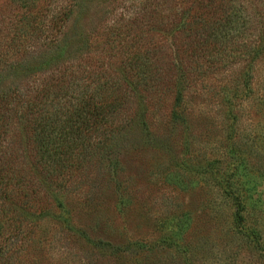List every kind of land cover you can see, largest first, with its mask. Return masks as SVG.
Wrapping results in <instances>:
<instances>
[{
	"label": "rangeland",
	"instance_id": "rangeland-1",
	"mask_svg": "<svg viewBox=\"0 0 264 264\" xmlns=\"http://www.w3.org/2000/svg\"><path fill=\"white\" fill-rule=\"evenodd\" d=\"M150 4L0 0V74L19 65V87L43 85L32 74L36 59L65 39L52 65H65L66 82L93 78L126 93L116 152L82 169L63 207L34 196L29 206L48 207L50 217L20 228L15 207L0 202L12 209L0 264H264V10L242 8L218 27L212 63L190 68L180 83L178 111L172 65L187 55L193 26L176 22L180 11L153 13ZM153 16L159 22L148 25ZM234 195L260 203L235 219Z\"/></svg>",
	"mask_w": 264,
	"mask_h": 264
},
{
	"label": "trees",
	"instance_id": "trees-1",
	"mask_svg": "<svg viewBox=\"0 0 264 264\" xmlns=\"http://www.w3.org/2000/svg\"><path fill=\"white\" fill-rule=\"evenodd\" d=\"M151 1L153 13L160 7H165L166 11L172 9L176 14L180 11L181 14L173 20L176 18V22H182L188 30L193 26L194 41L188 45L187 55L172 65L173 105L179 111L183 99L180 83L186 79L190 68L195 73L194 67L212 63L215 46L212 39L217 40L218 35L223 37L218 27L229 20L239 19L242 8L264 10V0ZM73 11L70 9V14ZM255 17L259 18V14ZM145 20L148 25L159 22L155 16ZM80 40L82 36L71 41L72 47ZM64 42L65 39L53 41L46 53L48 58L39 55L36 59L37 66L34 71L32 69V74L43 77V85L29 92L19 87L15 79L25 74L19 65L6 74H0V202L8 201L15 207L13 210L19 214L15 222L20 228L50 217L46 213L48 207L29 206L35 203L34 196L42 195L56 209L63 207L66 195L77 185L82 169L94 167V164L102 162L104 154L116 152L117 141L125 126L117 121L126 94L122 87L98 86L93 83V78L90 80L92 85L83 86L71 78L68 83L64 77L65 65H60V61L52 65L56 64L61 53L60 45ZM262 48L260 42L257 47L259 53ZM46 60L50 61L52 68L43 67ZM147 62L141 63L140 67L149 66ZM69 85L76 86L68 91ZM245 86L248 88L249 84L245 82ZM145 87H150L149 82ZM136 111L139 112V105H136ZM174 116L180 117V114L174 113ZM13 138L21 142L18 149L14 148ZM83 177L81 175L80 180ZM226 186L231 190L230 185ZM231 199L236 205L233 218L239 220L246 204L260 203L259 199H243L235 195ZM11 210L0 209V235L8 226L7 215ZM252 234L257 236L258 232L253 231ZM4 249L0 247V252Z\"/></svg>",
	"mask_w": 264,
	"mask_h": 264
}]
</instances>
